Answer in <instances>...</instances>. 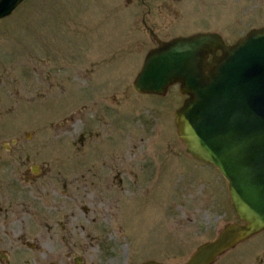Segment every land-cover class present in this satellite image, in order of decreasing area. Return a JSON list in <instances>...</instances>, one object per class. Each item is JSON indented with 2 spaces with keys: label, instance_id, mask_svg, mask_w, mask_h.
Returning a JSON list of instances; mask_svg holds the SVG:
<instances>
[{
  "label": "rangeland",
  "instance_id": "rangeland-1",
  "mask_svg": "<svg viewBox=\"0 0 264 264\" xmlns=\"http://www.w3.org/2000/svg\"><path fill=\"white\" fill-rule=\"evenodd\" d=\"M129 4L25 0L0 20V183L14 196L5 200L9 208L0 218L1 255L26 252L36 264H181L197 245L238 222L226 180L192 159L177 138L174 111L186 99L179 85L158 98L136 94L132 83L156 46L140 20L161 41L211 32L232 45L264 27V0H179L170 13L134 0ZM113 99L130 108L125 112L121 103L105 112L103 101ZM115 109L131 121L117 119ZM94 128L101 129L102 139L89 147ZM125 142L133 147L132 169L138 168L134 177L118 174L125 184L109 177L115 189L131 191L115 194L117 226L112 228L102 213L107 203L83 168L91 166L100 177L103 159ZM170 147L176 158L162 161L170 157ZM151 161L164 165L147 167ZM139 165L147 168L135 177ZM33 167L44 170L31 177ZM12 204L27 223L32 208L50 216V227L31 223L24 230L17 217L10 219ZM62 206L63 219L56 224ZM22 235L31 250L20 247ZM215 264H264V231Z\"/></svg>",
  "mask_w": 264,
  "mask_h": 264
},
{
  "label": "water",
  "instance_id": "water-1",
  "mask_svg": "<svg viewBox=\"0 0 264 264\" xmlns=\"http://www.w3.org/2000/svg\"><path fill=\"white\" fill-rule=\"evenodd\" d=\"M23 1L0 0V20ZM150 35L157 47L149 51L133 89L164 95L179 84L187 98L175 112L177 137L186 153L214 166L228 182L239 220L225 225L214 240L198 245L181 263L214 264L264 231V27L251 29L232 46L216 33L168 42L159 41L152 31Z\"/></svg>",
  "mask_w": 264,
  "mask_h": 264
},
{
  "label": "flooded vegetation",
  "instance_id": "flooded-vegetation-1",
  "mask_svg": "<svg viewBox=\"0 0 264 264\" xmlns=\"http://www.w3.org/2000/svg\"><path fill=\"white\" fill-rule=\"evenodd\" d=\"M131 1H133V0H125V2H127V4L131 3ZM134 1H138L143 6H155L158 11H161V10H166L167 11L168 10L169 13H170L171 9L177 4V2L179 0H134ZM140 21L142 22V25L144 26V28H146L148 30L149 28L147 27L146 21L143 20V19L140 20ZM198 33H210V32H198ZM191 35H193V34L182 36V37H187V36H191ZM216 55H218V53ZM139 95H143V94H139ZM165 95H162V96L154 95V96H156L158 98H163ZM103 103L104 104L102 106L101 105L100 106L103 107L104 111L107 112V113H109V112L112 113L113 112L112 109L115 108V107L119 108L121 103H123V105H124L125 112H126L127 108H130L129 104H126L123 101V99L122 100L113 99L112 101L109 100L108 103H106L105 101H103ZM139 106H142V105H139ZM139 106H135V107L137 108ZM101 107H98V108L101 109ZM146 108H148L151 111H154V114L156 113L155 114L156 116L158 115L157 111H155V108L145 107L144 110H146ZM115 110L117 111V109H115ZM138 110L139 109H137V111ZM125 112L122 113V111L120 109H118L117 113L114 114V115L118 116L117 119H123V120L127 119V122L131 121V116L128 115V114H126L127 118H124L125 117V115H124ZM100 119L102 121H104L103 118H100ZM97 122H98V119H97ZM135 122H138V119ZM104 127H106V125ZM95 128H97V127H95ZM95 128H94L93 134L91 136L92 140L89 142V147L92 145L93 140L100 141L102 139V131H101V129H97L95 131ZM159 129H160V127H159ZM108 131L109 130L107 129V132ZM167 145H170V144H167ZM122 146L123 147L121 149H119V150H117L115 152H112V154L107 155V157L103 159V165L105 167H103L104 170H103L102 174L100 175V177H99L98 171L94 170V168L92 169L91 166H85L83 168V170L90 171V174L93 175V177L90 178V179H91V182H92V184L94 186V189L97 192V195L99 196V198H102L101 201L105 200V202L107 203L106 211H102V213L110 212L111 214H113V219L111 220V222L107 223L110 227L116 225L115 224V221H116V217H115V211H116L115 201H116V198L114 197L115 194H121V193L123 194V193H125V194L128 195V194L131 193V191H130V189H127V193H126V190L123 187H117L118 189H115L114 187H112L110 185V183H109V179L110 178L109 177L115 178V179H117L118 182L125 184L123 178L120 177L121 175H118V174L121 173L122 175L124 174V176H125V174H128L130 176L132 175L131 177H134L133 176V171L138 168V167L134 166V169H132V166H131L132 165V160H133V155H132L131 152L133 151V147L131 145H129L128 143H126V142L123 143ZM88 149L89 148L87 147L86 150H88ZM165 149H166V151L169 150L168 147H165ZM170 149H171V152L169 151L168 153H166L167 155H170V157L168 158V160L166 159V160H162V161L171 162V160L176 158L177 154H175L173 152V150H175V149L174 148L172 149V147H170ZM81 154L77 155V158H76L77 159V163L75 164L77 166L79 164V161H80L79 158H81ZM64 159L68 160L67 158H64ZM117 160L119 161L120 165L117 164ZM49 164L50 163H48V161H46L45 164H43V165L47 167ZM151 165L158 167V166H163L164 163L163 162H159L158 163V162H152L151 161L150 165H148L147 167H150ZM140 167H141L140 169H142V171L140 173H135L134 174L135 177H137L138 175L142 174L145 171V169L147 168L146 167V168L143 169V166H140ZM27 170L28 169H26V171ZM42 170H44V169H42V167H33L31 170H28V172L31 175V177H38L40 175V173L42 172ZM27 180H30L32 182V180H34V178H32V179L31 178H27ZM85 182H87V181L85 180ZM3 185L4 184L1 181V183H0V218H1L2 213H5L7 211V209L9 208L8 203L5 202V200L10 199V198H12V200H13V198H14V196L10 195V193L8 191H4L2 189ZM129 186H130V184L127 187H129ZM109 198L112 199V204H108V199ZM29 206L25 207V209L22 211V213L24 211H26L29 208ZM11 211L14 214H13L12 217H10V219L14 220V217H17L18 224L20 226H24L25 225L24 226V230L27 227H29L31 223H35L37 226H41V227L44 226L46 228H49L50 227V221H52V218L50 216H40V215H38V213L35 212V208H32V211H33L32 213L33 214L30 216V219H31L30 223L24 222L23 218L20 216V214L17 215L18 213L15 210V206H13V204H12V207H11ZM61 218L63 219V206L59 207L57 209V216L53 219V221L56 224H60L59 221H61ZM62 225H63V223H62ZM112 228H114V227H112ZM18 241H20V243H21V244L18 243L20 245V247H21V245L22 246L24 245L25 247H27L28 250H31L33 245L29 244L24 239V235L19 237ZM33 248H35V246ZM8 255H6V254L1 255L0 254V264H27L29 262V258L32 261L29 262L28 264H36L37 263V261L35 260L36 257L33 254H28L26 252L15 254V256H13V254L9 255V256ZM50 264H57V263L56 262H52Z\"/></svg>",
  "mask_w": 264,
  "mask_h": 264
},
{
  "label": "bare ground",
  "instance_id": "bare-ground-1",
  "mask_svg": "<svg viewBox=\"0 0 264 264\" xmlns=\"http://www.w3.org/2000/svg\"><path fill=\"white\" fill-rule=\"evenodd\" d=\"M108 204H112L111 198L108 199ZM103 216L105 217L107 222H111V220L113 219V214H111L110 212L103 213ZM108 218H110V219H108ZM113 233H114V235L117 234L115 231H113Z\"/></svg>",
  "mask_w": 264,
  "mask_h": 264
}]
</instances>
